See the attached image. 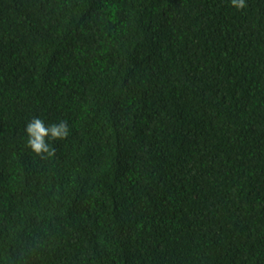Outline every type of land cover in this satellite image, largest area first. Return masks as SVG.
<instances>
[{
    "label": "trees",
    "instance_id": "obj_1",
    "mask_svg": "<svg viewBox=\"0 0 264 264\" xmlns=\"http://www.w3.org/2000/svg\"><path fill=\"white\" fill-rule=\"evenodd\" d=\"M0 264H264V0H0Z\"/></svg>",
    "mask_w": 264,
    "mask_h": 264
},
{
    "label": "clouds",
    "instance_id": "obj_2",
    "mask_svg": "<svg viewBox=\"0 0 264 264\" xmlns=\"http://www.w3.org/2000/svg\"><path fill=\"white\" fill-rule=\"evenodd\" d=\"M231 5L242 10L246 7V0H231ZM28 147L37 155L47 158L55 154L49 141L66 139L70 134L67 121L46 124L44 120L35 117L26 125Z\"/></svg>",
    "mask_w": 264,
    "mask_h": 264
}]
</instances>
